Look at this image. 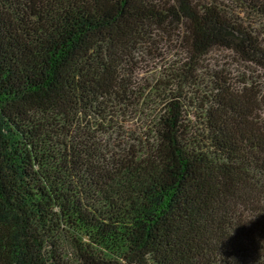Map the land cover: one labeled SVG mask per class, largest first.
<instances>
[{
	"label": "trees",
	"instance_id": "trees-1",
	"mask_svg": "<svg viewBox=\"0 0 264 264\" xmlns=\"http://www.w3.org/2000/svg\"><path fill=\"white\" fill-rule=\"evenodd\" d=\"M215 49L264 74V0H0V264H264V93Z\"/></svg>",
	"mask_w": 264,
	"mask_h": 264
},
{
	"label": "rangeland",
	"instance_id": "rangeland-1",
	"mask_svg": "<svg viewBox=\"0 0 264 264\" xmlns=\"http://www.w3.org/2000/svg\"><path fill=\"white\" fill-rule=\"evenodd\" d=\"M155 42V45L148 43L139 45L132 52V58L135 61L134 66L139 68L136 81L141 87L150 84L153 75H156L167 61L173 60L177 55L175 53H180L178 42H174V46H172V44L162 41L160 37ZM155 53H160L161 57L155 56ZM181 59L183 58L181 57ZM199 71L205 77H208L207 73L221 71L235 85H238L241 80L252 81L264 93V74L262 71L258 67L237 61L227 50L215 49L211 51L204 57ZM147 91L148 89L144 91V95L147 94ZM196 112L197 109L193 105L186 106L184 121L195 122L194 115ZM133 124L138 123L133 122ZM129 127H132V123L129 124ZM131 131H134L133 128L127 130L128 133Z\"/></svg>",
	"mask_w": 264,
	"mask_h": 264
}]
</instances>
